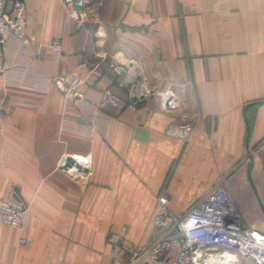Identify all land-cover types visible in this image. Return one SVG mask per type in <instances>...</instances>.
Segmentation results:
<instances>
[{
	"label": "crops",
	"instance_id": "crops-1",
	"mask_svg": "<svg viewBox=\"0 0 264 264\" xmlns=\"http://www.w3.org/2000/svg\"><path fill=\"white\" fill-rule=\"evenodd\" d=\"M23 2L38 53L6 46L0 197L16 189L27 210L21 231L0 223V264H108L107 235L156 237L161 191L180 215L221 186L264 234V0H88L83 23L59 0ZM58 76L82 79L84 100ZM106 88L118 106L101 103ZM184 121L186 141L166 134ZM68 156L91 174L70 176Z\"/></svg>",
	"mask_w": 264,
	"mask_h": 264
},
{
	"label": "built area",
	"instance_id": "built-area-1",
	"mask_svg": "<svg viewBox=\"0 0 264 264\" xmlns=\"http://www.w3.org/2000/svg\"><path fill=\"white\" fill-rule=\"evenodd\" d=\"M59 1L68 16L77 23L85 22L91 14L88 0ZM34 42V35L27 33V14L23 0H0V73L6 69L5 50L8 43H13L35 58L38 49L30 50ZM49 46L55 51H61L57 40L51 41ZM111 66L117 75V85L125 86L122 68ZM52 83L66 100H84V92L80 89L84 83L82 79L58 76L52 79ZM170 94L167 93L162 101L164 107L172 106L171 101H167ZM101 103L118 106L109 88L103 90ZM3 113L4 99H0V133ZM192 129L193 122L184 121L167 127L166 134L186 141ZM72 158L81 169L78 170L75 164L63 168L70 176L84 178L91 174L90 159L87 156L82 163ZM156 201L157 210L152 217L156 237L147 245L133 246L118 235H107L106 240L114 251V257L108 264H211V260L227 258L225 253L232 256L229 259L232 264H236L240 258L248 259L253 264H264V234L242 222L223 187L212 188L180 215L169 210L163 191L156 196ZM26 210V203L21 200L16 189H10L7 195L0 197L1 224L21 231ZM26 242L27 239L20 234L18 244Z\"/></svg>",
	"mask_w": 264,
	"mask_h": 264
},
{
	"label": "bare ground",
	"instance_id": "bare-ground-1",
	"mask_svg": "<svg viewBox=\"0 0 264 264\" xmlns=\"http://www.w3.org/2000/svg\"><path fill=\"white\" fill-rule=\"evenodd\" d=\"M164 98V97H163ZM75 159L77 161H79L80 163H82L83 161H85V157H75ZM225 255L227 256V258H224V259H214V260H211V264H232L229 259L232 257L230 255V253H225Z\"/></svg>",
	"mask_w": 264,
	"mask_h": 264
},
{
	"label": "water",
	"instance_id": "water-1",
	"mask_svg": "<svg viewBox=\"0 0 264 264\" xmlns=\"http://www.w3.org/2000/svg\"><path fill=\"white\" fill-rule=\"evenodd\" d=\"M12 1H14V0H12ZM72 164H75V166L77 167L78 170L81 169L80 165L78 163H75V160L72 157H70V156L65 158L64 164L62 165V168H66V167H68V166H70Z\"/></svg>",
	"mask_w": 264,
	"mask_h": 264
},
{
	"label": "rangeland",
	"instance_id": "rangeland-1",
	"mask_svg": "<svg viewBox=\"0 0 264 264\" xmlns=\"http://www.w3.org/2000/svg\"><path fill=\"white\" fill-rule=\"evenodd\" d=\"M236 264H253L250 260L245 258L238 259V262Z\"/></svg>",
	"mask_w": 264,
	"mask_h": 264
}]
</instances>
